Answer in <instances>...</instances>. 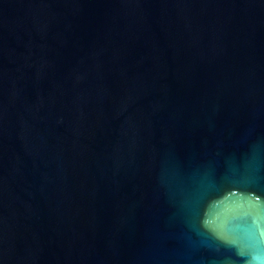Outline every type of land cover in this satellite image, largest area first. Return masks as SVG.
<instances>
[{
	"label": "water",
	"instance_id": "water-1",
	"mask_svg": "<svg viewBox=\"0 0 264 264\" xmlns=\"http://www.w3.org/2000/svg\"><path fill=\"white\" fill-rule=\"evenodd\" d=\"M0 264H264V0H0Z\"/></svg>",
	"mask_w": 264,
	"mask_h": 264
}]
</instances>
